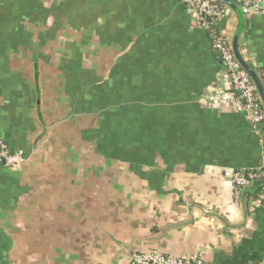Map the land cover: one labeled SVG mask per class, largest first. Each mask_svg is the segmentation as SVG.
<instances>
[{
    "label": "crops",
    "instance_id": "crops-1",
    "mask_svg": "<svg viewBox=\"0 0 264 264\" xmlns=\"http://www.w3.org/2000/svg\"><path fill=\"white\" fill-rule=\"evenodd\" d=\"M2 29L0 141L24 157L0 164L7 264H262L259 189L237 205L226 172L262 166L264 135L183 0H0ZM240 50L264 71V13Z\"/></svg>",
    "mask_w": 264,
    "mask_h": 264
},
{
    "label": "built area",
    "instance_id": "built-area-1",
    "mask_svg": "<svg viewBox=\"0 0 264 264\" xmlns=\"http://www.w3.org/2000/svg\"><path fill=\"white\" fill-rule=\"evenodd\" d=\"M196 14L199 23L208 31L213 48L223 67L228 72L233 89L237 95L235 110L246 114L247 120L257 132L264 135V107L260 102L256 89L249 75L236 62L231 38L226 31L221 30L219 24L226 14L225 9L217 7L209 0H183ZM242 12L247 15L251 11L264 13V0H238ZM0 161L12 169L19 168L24 161L20 153H12L8 146L0 141ZM234 185V196L237 205L243 190L259 181L264 180V164L254 169H239L227 171ZM254 205H264V185L259 189ZM129 264H204L202 257L178 258L161 252H139L132 254ZM264 264V261L262 262Z\"/></svg>",
    "mask_w": 264,
    "mask_h": 264
},
{
    "label": "water",
    "instance_id": "water-1",
    "mask_svg": "<svg viewBox=\"0 0 264 264\" xmlns=\"http://www.w3.org/2000/svg\"><path fill=\"white\" fill-rule=\"evenodd\" d=\"M210 1L221 3L227 6L230 10H232L235 13L238 19V26L236 32L234 33L231 39V47H232L233 55L239 66L249 75L256 89L258 98L264 107V81L257 73V71H255V69L245 60L240 50V39L245 28V14L242 12L241 7L233 0H210ZM263 185H264V180L246 187L242 192L240 205H245L246 194L249 189L251 188L260 189Z\"/></svg>",
    "mask_w": 264,
    "mask_h": 264
},
{
    "label": "trees",
    "instance_id": "trees-1",
    "mask_svg": "<svg viewBox=\"0 0 264 264\" xmlns=\"http://www.w3.org/2000/svg\"><path fill=\"white\" fill-rule=\"evenodd\" d=\"M209 2L211 4H213V5H216L217 7H220L222 9H225V11H228L227 6H225V5L221 4V3L213 2V1H210V0H209ZM8 34H10V33L7 30L2 29V34H0V51H1V49H3V47L6 44H10V42H11V38L8 36ZM14 34H16V33H14ZM258 72H259V75L261 76L262 80L264 81V71L262 69H260V70H258ZM236 95H238V93H236ZM8 148L13 153V151L10 149V147H8ZM0 164H2V165L5 166V164L2 161H0ZM7 168L12 169L11 167H7ZM0 246L2 247L3 251L7 250L5 248L6 245H4L3 243L0 244ZM8 250H10V249H8Z\"/></svg>",
    "mask_w": 264,
    "mask_h": 264
},
{
    "label": "rangeland",
    "instance_id": "rangeland-1",
    "mask_svg": "<svg viewBox=\"0 0 264 264\" xmlns=\"http://www.w3.org/2000/svg\"><path fill=\"white\" fill-rule=\"evenodd\" d=\"M11 250H12V252H20V250L19 249H17V246L15 245L14 246V249H10V250H5V251H3V249H2V247L0 246V264H7L9 261L11 262V260L13 259V255L14 254H10V256H9V261H7V259H6V257L8 256L7 255V253L9 254V253H11ZM22 254V253H21ZM18 255V254H17ZM19 255H20V253H19ZM17 258V257H16Z\"/></svg>",
    "mask_w": 264,
    "mask_h": 264
}]
</instances>
